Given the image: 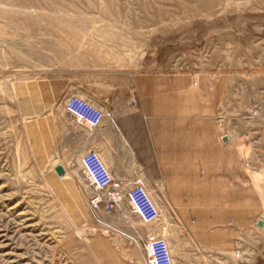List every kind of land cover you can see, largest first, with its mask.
<instances>
[{
    "label": "rangeland",
    "instance_id": "obj_1",
    "mask_svg": "<svg viewBox=\"0 0 264 264\" xmlns=\"http://www.w3.org/2000/svg\"><path fill=\"white\" fill-rule=\"evenodd\" d=\"M67 83L168 128L169 177H142L156 222L125 193L89 208L78 161L100 152ZM147 235L176 264H264V0H0V264H147Z\"/></svg>",
    "mask_w": 264,
    "mask_h": 264
},
{
    "label": "crops",
    "instance_id": "obj_2",
    "mask_svg": "<svg viewBox=\"0 0 264 264\" xmlns=\"http://www.w3.org/2000/svg\"><path fill=\"white\" fill-rule=\"evenodd\" d=\"M86 85L94 89L105 86L100 81L91 80ZM108 87L110 89L106 91L105 97L125 96L127 100L121 106L97 103L109 116H105L99 125L88 130V143L91 138L97 141V149L103 155L115 179L129 181L142 178L146 176V171L152 172V177L168 178L171 164L169 155L174 154L173 144L169 145V134L168 132L164 134L168 128L156 127L157 123L151 121L149 110L142 106L140 101L131 99L132 91L123 93L112 86ZM64 92L69 93V96L78 94L88 96L80 85L73 83H67ZM73 119L75 124L83 125L74 117ZM158 130H162L163 135L159 134Z\"/></svg>",
    "mask_w": 264,
    "mask_h": 264
},
{
    "label": "built area",
    "instance_id": "obj_3",
    "mask_svg": "<svg viewBox=\"0 0 264 264\" xmlns=\"http://www.w3.org/2000/svg\"><path fill=\"white\" fill-rule=\"evenodd\" d=\"M71 105L89 114L91 118L87 119L83 115L73 112L70 109ZM65 109L78 123L89 128L96 127L105 116H109L108 113H104L100 108L76 95L69 96L66 99ZM80 160L82 172L87 179L89 188L92 190L89 198V208L92 211H98L100 208L107 211L114 210L121 198V193H125L132 212L137 215L142 223L152 224L158 220L160 216L159 207L147 193L142 178L129 181L115 179L110 170L101 162L97 152L92 150L82 154ZM103 191L108 193L104 195ZM118 193L120 196L116 197ZM143 246L146 252L147 264H173L164 238L147 235L144 237Z\"/></svg>",
    "mask_w": 264,
    "mask_h": 264
},
{
    "label": "bare ground",
    "instance_id": "obj_4",
    "mask_svg": "<svg viewBox=\"0 0 264 264\" xmlns=\"http://www.w3.org/2000/svg\"><path fill=\"white\" fill-rule=\"evenodd\" d=\"M3 88V87H2ZM78 97H80V96H78ZM80 98H82V97H80ZM83 99V98H82ZM70 109L73 111V112H76V113H78V114H80V115H83V117H85V118H87V119H90L91 118V116L89 115V114H86V113H84L83 111H81V110H79L78 108H76V107H74L73 105H71L70 106ZM102 121V120H101ZM87 127V126H86ZM92 128H89L88 127V130H91ZM97 155H98V157H99V159L101 160V162L104 164V166L108 169V167H107V165H106V162H105V160H104V157H103V155L101 154V153H97ZM78 165L81 167V169H82V165H81V160L79 159V161H78ZM84 177H85V175H84ZM85 179H86V177H85ZM148 194H149V192H148ZM151 233H149L148 235H150ZM164 238H165V240H166V242H167V245H168V249H169V254H170V257H171V260H172V263L173 264H176V260L174 259V255H176L177 253H178V251H177V249L172 245V243L166 238V236L164 235ZM127 255H129V254H127Z\"/></svg>",
    "mask_w": 264,
    "mask_h": 264
},
{
    "label": "water",
    "instance_id": "obj_5",
    "mask_svg": "<svg viewBox=\"0 0 264 264\" xmlns=\"http://www.w3.org/2000/svg\"><path fill=\"white\" fill-rule=\"evenodd\" d=\"M225 139H226V137H225L223 140H225ZM57 170L59 171V173L61 172V169H60L59 167L57 168ZM258 224H259V225H262V221H261V220L258 221Z\"/></svg>",
    "mask_w": 264,
    "mask_h": 264
}]
</instances>
